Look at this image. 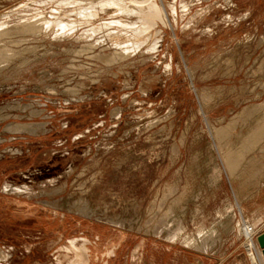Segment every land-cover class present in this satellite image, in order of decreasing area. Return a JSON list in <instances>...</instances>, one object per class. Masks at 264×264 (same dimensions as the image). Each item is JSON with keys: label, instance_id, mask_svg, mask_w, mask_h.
<instances>
[{"label": "rangeland", "instance_id": "rangeland-1", "mask_svg": "<svg viewBox=\"0 0 264 264\" xmlns=\"http://www.w3.org/2000/svg\"><path fill=\"white\" fill-rule=\"evenodd\" d=\"M56 1L0 0V264H71L72 245L84 264L252 258L239 226L264 212V0H152L154 26ZM38 16L48 29H19Z\"/></svg>", "mask_w": 264, "mask_h": 264}, {"label": "bare ground", "instance_id": "bare-ground-1", "mask_svg": "<svg viewBox=\"0 0 264 264\" xmlns=\"http://www.w3.org/2000/svg\"><path fill=\"white\" fill-rule=\"evenodd\" d=\"M56 1V0H55ZM58 1H60V0H58ZM62 1V0H61ZM120 1L121 0H104L103 1V3H110V4H116L117 6H118V8L122 11V12H124V13H130V14H136V15H138L139 16V18H141V19H145L146 20V22H147V24L148 25H151L152 23H153V19L155 18V17H160L161 16V9L158 7V3L157 2H154V1H152V0H147V1H149V3H148V5L146 6H144V4L143 3H145V2H139V1H136V0H133V5H132V3H130L129 2V0H126V1H128L132 6L131 7H128L127 5V7L125 6H123L122 7V5L120 4ZM132 1V0H131ZM146 1V0H145ZM37 2V1H36ZM46 2V1H45ZM57 2V1H56ZM82 2L83 1H81V0H64V1H62L61 3L63 4V5H66V6H71V7H75L76 9L78 8V16L79 17H82V19H87V18H90L91 17V14L93 13L92 11H91V9H89L88 7L86 8V6H82ZM127 2V3H128ZM60 3V4H61ZM157 3V4H156ZM182 4V3H181ZM63 5H60V6H63ZM160 5V4H159ZM77 6V7H76ZM25 7V6H24ZM53 8V7H52ZM57 8V7H56ZM55 8V9H56ZM62 8V7H61ZM74 8V9H75ZM168 8V7H167ZM22 9V8H21ZM72 9V8H71ZM73 9V10H74ZM112 9V8H111ZM26 10H27V8H26ZM64 10L66 11V9L64 8ZM70 9H68V11H69ZM23 11V10H22ZM57 11V10H56ZM60 11V10H59ZM58 11V12H59ZM71 11V10H70ZM119 11V10H118ZM73 12V11H72ZM68 13V12H67ZM110 13V12H109ZM36 14V13H35ZM43 14V13H42ZM42 14H39V15H42ZM76 14V13H75ZM122 14V13H121ZM162 15H163V13H162ZM53 16V15H52ZM65 16V15H64ZM166 16V15H165ZM164 16V17H165ZM32 17V16H31ZM57 17V16H56ZM65 17H67V16H65ZM69 17V16H68ZM162 17V16H161ZM2 18V17H1ZM57 18H59V17H57ZM57 18H55L56 20H58ZM64 18V17H63ZM130 18V17H129ZM157 18H155V19H157ZM20 19V18H19ZM22 19H24V17H22ZM21 19V20H22ZM60 19V18H59ZM116 19H118V18H116ZM138 19V18H137ZM141 19H140V22H141ZM159 19H161V18H158V20ZM165 19V18H164ZM115 20V19H114ZM125 20V19H124ZM124 20H122V21H124ZM127 20V19H126ZM130 19H128V21H129ZM135 20V19H134ZM133 20V21H134ZM144 20V21H145ZM162 20V19H161ZM95 21V20H94ZM113 21V20H112ZM117 21H119V20H117ZM121 21V20H120ZM139 21V20H138ZM156 21V20H155ZM166 21V20H165ZM3 22V21H2ZM69 22V21H68ZM68 22H67V24H68ZM79 22V21H78ZM84 22V21H83ZM83 22H81V23H83ZM99 22V21H98ZM114 22V21H113ZM116 22V21H115ZM127 22V21H126ZM52 23V21H51V19L50 20H47L45 17H43V16H38V17H34V18H27L26 20H24L23 22H22V24H21V26L19 27V29L21 28V30H24V31H27V32H34V33H38V32H40V31H44V30H46V29H48V27H49V25ZM123 23V22H122ZM125 23V22H124ZM130 23H132V22H130ZM142 23V22H141ZM141 23H139V24H141ZM7 24V23H6ZM70 25H69V27L71 28L72 26V30H73V28H74V24H75V21H71V23H69ZM87 24V23H86ZM126 24V23H125ZM133 24V23H132ZM156 24V23H155ZM15 25V24H14ZM14 25H11L12 27L14 26ZM56 25H57V30H67V29H65L66 27H67V25L66 24H63L60 20H58V21H56ZM131 25V24H130ZM134 25H135V22H134ZM142 25V24H141ZM144 25V24H143ZM142 25V27H144ZM1 26V25H0ZM53 26V25H52ZM92 26V25H91ZM128 26V25H127ZM132 26V25H131ZM131 26H129V28L131 27ZM152 26H154L153 24H152ZM156 26V25H155ZM2 27V26H1ZM1 27H0V29H1ZM68 27V29H70ZM94 26H92L91 28H93ZM114 27V26H113ZM121 27H123V26H121ZM133 27V26H132ZM137 27V26H136ZM135 27V28H136ZM148 27V26H147ZM146 27V28H147ZM76 28V27H75ZM74 28V29H75ZM78 28V27H77ZM124 28H125V25H124ZM139 28V27H138ZM140 28H141V26H140ZM149 28V27H148ZM10 29V28H9ZM12 29V28H11ZM16 29V28H15ZM50 29H52L51 27H50ZM49 29V31H53V30H50ZM56 29V28H55ZM88 29V28H87ZM86 29V30H87ZM142 29H144V28H142ZM142 29H137V30H134V29H132V30H134L135 32H133V33H136V34H141V32H142ZM64 30H63V32H64ZM99 30H100V28H99ZM98 29H97V31H99ZM129 30V29H128ZM150 30V28L148 29V31ZM1 32H0V35H2V34H4V33H7L6 31L7 30H0ZM74 31V30H73ZM80 31H82V33H83V29L82 30H80ZM11 32V31H10ZM61 32V31H60ZM62 32V33H63ZM86 32H88V31H86ZM91 32H93V29L91 30ZM121 32V31H120ZM146 32H147V30H146ZM15 33V32H14ZM25 33V32H24ZM34 33H31V34H34ZM47 33V32H46ZM54 33V32H53ZM58 33V32H57ZM62 33H59V35L61 34V35H63ZM95 33H97V32H95ZM95 33H92V34H95ZM145 33V32H144ZM13 34V33H12ZM42 34V33H41ZM48 34V33H47ZM84 34V33H83ZM87 34V33H86ZM88 34H89V32H88ZM87 34V35H88ZM91 34V35H92ZM8 35V34H7ZM44 35H46V34H44ZM53 35V34H52ZM145 35V34H144ZM144 35H140V37H144ZM42 36V35H41ZM66 36V35H65ZM64 36V37H65ZM70 36H71V33H70ZM81 36V35H80ZM83 36V35H82ZM84 36H85V34H84ZM93 36V35H92ZM91 36V37H92ZM148 36H150V34L148 35ZM147 35H146V37H148ZM5 37V36H4ZM11 37V36H10ZM75 37V36H74ZM79 37V36H78ZM87 37H89V36H87ZM90 37V38H91ZM146 37H144V39L146 38ZM9 38V37H8ZM19 38V37H18ZM21 38V37H20ZM27 38V37H26ZM59 38V37H58ZM77 38V37H76ZM76 38H74L75 40H76ZM82 38V37H81ZM149 38V37H148ZM62 39V38H61ZM83 39V38H82ZM87 39H89V38H87ZM135 39H137V38H135ZM142 39V38H141ZM132 40H133V42H134V38H132ZM12 41V40H11ZM143 41V40H142ZM146 41V40H145ZM2 42H4V41H2ZM28 42V41H27ZM8 43V42H7ZM9 43H10V41H9ZM24 43V42H23ZM134 44V43H133ZM132 44V47H129V48H126V47H124L121 51H120V53H118V55H126V54H129V53H132L133 52V50H132V48L134 47H138V44L137 43H135L137 46H135V45H133ZM30 46V45H29ZM111 47H113V46H111ZM3 48V47H2ZM5 48V47H4ZM120 48V47H119ZM139 48V47H138ZM37 48H35V50H36ZM137 49H135L134 50V53H135V51H136ZM29 51V50H28ZM2 52H4V53H7V54H5V57L6 56H8V54H9V51H8V49H5L4 51H2ZM23 53H25V52H23ZM76 53V52H75ZM79 53V52H78ZM21 54V53H20ZM130 56V55H129ZM128 56V57H129ZM117 57V56H116ZM5 63V62H4ZM2 65V64H1ZM8 66V65H7ZM6 66V67H7ZM0 68H2V67H0ZM258 110H260L261 111V109H259L258 108ZM264 112V111H263ZM255 113V112H254ZM256 119V118H255ZM262 119V118H261ZM262 120H264V118L262 119ZM260 122V121H259ZM260 124V123H259ZM16 124H14V126H15ZM19 125V124H18ZM17 125V126H18ZM19 127H21V126H19ZM28 127V126H27ZM14 128V127H13ZM223 128V127H222ZM25 129V128H24ZM23 129V130H24ZM32 129V128H31ZM252 129V128H251ZM26 130V129H25ZM211 132V131H210ZM230 133V132H229ZM228 133V134H229ZM220 136H225V135H221L220 134ZM227 136V135H226ZM245 137H246V135H245ZM262 138V137H264V122L261 124V125H259L258 126V128H256V130L254 131V133L252 134V139H251V142H253V141H255L256 139H258V138ZM244 145V144H243ZM241 148H243L242 146H241ZM241 148L240 149H237V150H240L241 151ZM244 149V148H243ZM234 152H235V150H234ZM244 153H246V152H244ZM238 154V153H237ZM241 156V155H240ZM239 156V157H240ZM222 157V156H221ZM244 157V156H243ZM243 157H240V159H242ZM252 159V158H251ZM254 159V158H253ZM233 160V159H232ZM232 160H225L226 161V164L228 165V167L230 168V170H233L234 168H235V165H234V163H236L235 162V159L232 161ZM247 160V159H246ZM241 162H242V160H240ZM239 161V162H240ZM255 162H257V161H255ZM248 163H249V161H248ZM245 165H247V164H245ZM256 165V164H255ZM259 165V164H258ZM257 166V165H256ZM239 168V167H238ZM251 168H253V167H251ZM257 168V167H256ZM255 168V169H256ZM226 169V168H225ZM252 170V169H251ZM261 170V169H260ZM263 170V169H262ZM262 170H261V172H262ZM253 172H255L254 171V169H253ZM252 172V173H253ZM261 172H259V173H261ZM251 173V172H250ZM250 173H249V175H250ZM251 173V174H252ZM230 174V173H229ZM252 175H254V174H252ZM256 175H258V174H256ZM261 175V174H260ZM252 177V176H251ZM255 177V176H254ZM253 177V178H254ZM247 178H249L250 179V176L248 177L247 176ZM253 178H251V179H253ZM256 180V179H255ZM244 181H246V180H244ZM253 181H254V179H253ZM252 181V182H253ZM251 181L249 180V182L248 183H250ZM246 183V182H245ZM244 221V220H243ZM241 222V221H240ZM160 223V222H159ZM158 223V224H159ZM118 224H120L119 222H118ZM157 224V225H158ZM160 225V224H159ZM230 225V224H229ZM240 228H241V230H242V232L245 234V237H246V239L250 242V244L253 246V248H256L255 250H256V253H257V256H258V258H259V262L260 263H263L262 261H264V259H263V257H262V254H261V251L258 249V247H257V245H256V242L255 241H253V239H254V231H253V227H252V225L251 224H249V223H247L246 221H244L243 223H242V225L241 226H239ZM223 228V227H222ZM219 233V232H218ZM212 235V234H211ZM169 236H170V234H169ZM209 236V235H208ZM171 237V236H170ZM204 237V236H203ZM210 237V236H209ZM172 238V237H171ZM176 238H174L173 240H175ZM189 239V238H188ZM207 240H208V238H207ZM186 241V240H185ZM193 241H191V243H192ZM202 242V241H201ZM204 242V241H203ZM206 242H208V241H206ZM253 242H255V244L253 243ZM35 243V242H34ZM210 243V242H209ZM190 245V244H189ZM194 244H192V246H193ZM196 245V244H195ZM194 245V246H195ZM254 245H255V247H254ZM71 246V245H70ZM69 246V248H71ZM198 247H199V245H197ZM209 246V245H208ZM72 247H74L73 249H75L76 250V254H75V257H74V260H72V262H71V264H84V262H83V260H84V258H85V253H84V250L81 248V247H75V246H73L72 245ZM197 247V248H198ZM210 247V246H209ZM213 247V246H212ZM196 248V247H195ZM211 248V247H210ZM72 249V248H71ZM194 249V248H193ZM75 250H74V252H75ZM206 250V249H205ZM258 250V251H257ZM66 251H68V249H66ZM70 252V251H69ZM64 253V252H63ZM207 254V253H206ZM4 255H3V253L0 251V259L3 257ZM55 257V256H54ZM58 261V260H57ZM60 261V260H59ZM58 264V263H57ZM60 264V263H59Z\"/></svg>", "mask_w": 264, "mask_h": 264}, {"label": "crops", "instance_id": "crops-1", "mask_svg": "<svg viewBox=\"0 0 264 264\" xmlns=\"http://www.w3.org/2000/svg\"><path fill=\"white\" fill-rule=\"evenodd\" d=\"M228 213L233 214V216L235 215L234 212H228ZM247 215L248 217L246 219V222L252 225L254 231V237H255L259 232L264 230V212H247ZM251 247H252V255H253L252 258L251 257L249 258V256L246 253L240 252L235 254V256L232 258L229 264H252L253 260L257 261V264H259V258L255 250L256 248H253V246Z\"/></svg>", "mask_w": 264, "mask_h": 264}, {"label": "water", "instance_id": "water-1", "mask_svg": "<svg viewBox=\"0 0 264 264\" xmlns=\"http://www.w3.org/2000/svg\"><path fill=\"white\" fill-rule=\"evenodd\" d=\"M255 242L264 259V230L255 236Z\"/></svg>", "mask_w": 264, "mask_h": 264}, {"label": "built area", "instance_id": "built-area-1", "mask_svg": "<svg viewBox=\"0 0 264 264\" xmlns=\"http://www.w3.org/2000/svg\"><path fill=\"white\" fill-rule=\"evenodd\" d=\"M262 262H263V263H260V262H259V264H264V261H262Z\"/></svg>", "mask_w": 264, "mask_h": 264}]
</instances>
